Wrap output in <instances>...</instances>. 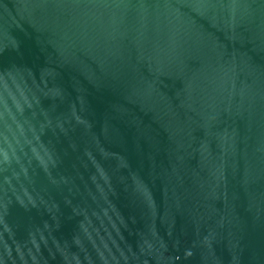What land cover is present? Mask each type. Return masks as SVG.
<instances>
[{
	"label": "water",
	"instance_id": "1",
	"mask_svg": "<svg viewBox=\"0 0 264 264\" xmlns=\"http://www.w3.org/2000/svg\"><path fill=\"white\" fill-rule=\"evenodd\" d=\"M0 264H264V0H0Z\"/></svg>",
	"mask_w": 264,
	"mask_h": 264
}]
</instances>
